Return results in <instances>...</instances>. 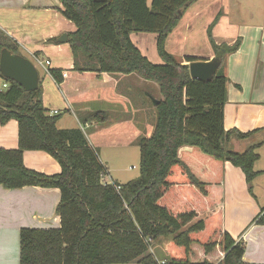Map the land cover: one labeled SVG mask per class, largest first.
Masks as SVG:
<instances>
[{"label": "trees", "instance_id": "16d2710c", "mask_svg": "<svg viewBox=\"0 0 264 264\" xmlns=\"http://www.w3.org/2000/svg\"><path fill=\"white\" fill-rule=\"evenodd\" d=\"M59 1L60 13L76 26L68 38L75 71L137 74L156 83L162 98L155 106L153 134L139 142V177L106 184L108 170L98 151L82 129H58L61 115L48 114L41 83L27 92L0 72L8 84L0 92V124L15 120L19 127L18 148H0V187L61 192L56 209L60 227L21 229L20 264H247L244 243L225 230L224 212L216 209L222 193L212 190L222 186L226 162L242 170L251 195L261 173L255 170L257 146L243 153L228 148L232 139L244 140L254 132L224 127L226 56L239 50L241 40L232 46L215 42L212 30L218 16L208 35L221 66L211 80H195L189 64L201 59L185 56L179 62L166 50V42L198 0ZM133 33L156 34L164 63L150 62L133 44ZM4 49L21 55L18 44L0 29V56ZM50 75L62 82L60 70H50ZM107 119V114L95 112L81 122ZM26 151L49 154L61 173L28 169ZM254 221L264 226V208ZM161 238L168 241L163 258L151 249Z\"/></svg>", "mask_w": 264, "mask_h": 264}, {"label": "crops", "instance_id": "0c3cea01", "mask_svg": "<svg viewBox=\"0 0 264 264\" xmlns=\"http://www.w3.org/2000/svg\"><path fill=\"white\" fill-rule=\"evenodd\" d=\"M239 1L233 4L239 6ZM249 1H251L249 3L251 8L247 17L251 22L244 23L248 18L243 10L240 12L237 8L242 15L240 20L243 21V26H237L230 22L229 15L223 11L220 12L221 14L219 12L213 14L209 20H206L212 8L216 9L221 5L229 8L233 5L228 0H198L186 10L178 26L169 35L166 50L176 59L185 56L201 60L216 58L208 39V28L218 14L220 18L212 30L215 42L218 45L232 46L239 39L241 40L239 50L226 56L225 75L229 82L224 127L226 130L238 129L243 133L254 132L244 140L232 139L228 148L243 153L248 148L257 146L260 158L255 163V170L261 173L253 183V195H251L242 170L226 162L222 186L213 187L212 190L222 193V200L216 208L224 212L225 230L237 242L244 243L246 248L244 262L264 264V226L254 221L260 210L264 208V0ZM258 4L261 14L257 12ZM61 6L59 0H0V29L18 44L22 56L34 64V57L48 60L51 62L49 70H60L62 74H67V77L62 76V82L58 84L50 74L44 71L45 76L43 79L40 77V83L43 88V104L48 114L52 115L51 112L58 111L61 115L58 127L61 126L60 130H70L79 128L82 122L77 119L80 124L73 127V122L68 120V116L63 115L62 112H68L72 110V107L68 98L62 93V86L67 87L66 92L73 98L84 100L93 88L101 89L113 86L114 83L116 87V85L129 84L132 81L143 84L144 79L139 75V78H133L131 76L133 74L122 77L96 73L98 79L102 80L98 84L85 78L89 72L74 74L73 72L76 71L70 45L59 43L58 39L63 34H67L69 38V34L76 31V26L60 13ZM237 16L239 17L240 14ZM184 19L187 22L183 25ZM225 25L228 33L222 36L218 28ZM50 40H56V43H49ZM131 40L150 62L157 65L164 63L158 54L156 34L133 33ZM80 81H85L87 86L83 87ZM2 90L3 88L0 92ZM148 95L153 96L149 92ZM160 96L156 100L161 99ZM88 103L79 107L75 104V106L85 115L86 112H94L88 110L90 109ZM130 103L121 105V107L126 106L120 111L126 116L123 123L126 126L137 125L136 122L143 112L141 109L143 107L132 109ZM145 110L149 112L148 105ZM95 112L104 113L101 110H95ZM105 114L109 120V114L106 112ZM137 116H139L138 119ZM155 117V111H152V125L151 121L149 123L151 135L155 128L153 124H156ZM86 126V130H92V134L100 133L98 122H87ZM18 131V122L15 120H11L6 125L0 124V148L17 149ZM24 164L28 169L46 175H56L62 171L59 163L42 151H26ZM107 170L108 176L104 178L106 182L108 178H111L110 171L108 168ZM202 173H200L201 177H203ZM203 179H206L205 176ZM60 200L61 192L55 188L25 187L9 190L0 187V264H20L21 229L60 227L61 220L56 213ZM167 243L168 241H165V247Z\"/></svg>", "mask_w": 264, "mask_h": 264}, {"label": "rangeland", "instance_id": "374dc122", "mask_svg": "<svg viewBox=\"0 0 264 264\" xmlns=\"http://www.w3.org/2000/svg\"><path fill=\"white\" fill-rule=\"evenodd\" d=\"M228 1L232 4L237 3V0H228ZM239 2H240L239 6L238 5L235 6V4H233L229 8H225V6L223 5L219 6L216 9L212 8L210 13L206 16V20H209L213 14L217 12L221 14L220 12L223 11V13L226 12V14L229 15L230 22L232 24L237 26H243L242 25L243 21L240 20L242 18V15L237 11V8H239L240 12L241 10H243L247 17L249 16L248 11L251 8V6H249V3H251V1L240 0ZM256 8L258 14H261V9L259 4L256 6ZM237 14H240V16L238 17ZM218 15L215 16V18H217ZM247 18L248 20H245L244 23L251 22V20H249V17ZM206 20H204L205 23ZM261 20L262 19H260V21ZM186 22H187L186 19H184L183 25L186 24ZM218 29H219L218 31L219 33L222 32L221 34L222 36L227 35L228 31L226 25L223 27H219ZM208 39H209V35H208ZM202 48L203 46L201 47V49ZM181 59L177 58L179 62L182 61ZM36 68L39 72V76L41 77V79H43V77L45 76L44 70L37 64H36ZM73 73L78 74L80 72L76 71ZM115 75H119L122 77L124 76V74H115ZM131 76H133V78H139L138 75L136 74H133ZM85 78H87L88 80H92L93 83L100 84L102 82L101 79H98L97 74L92 72L91 73L89 72L87 75H85ZM121 80L122 79H120V81ZM4 82H5L4 78L0 76V90L3 88ZM143 82L144 83L141 84L132 81L129 84L122 83L119 86L116 85V87H114L115 85L114 83L113 86H106V87H102L101 89L96 87L91 89L90 95H87V98L84 100H77L76 98H73L68 94V92H66L67 87L62 86V93L68 98L70 105L72 107V110H69L68 112L64 111L62 113L65 117L68 116L67 117L68 120L73 122L72 125L73 127H77L78 124H80L77 121V119L81 121L85 116H89L90 114L95 113V110L104 111V113L106 112L110 116L109 120H107L106 122L99 123L100 133H98L97 135L92 134V130H88V131L86 130L87 139L89 140L90 144L93 145L94 148L98 151L100 159L102 160L104 166H106L110 171L111 178L107 179V182L109 183L118 182L120 184H125L128 183L129 181L138 178L140 175L139 142L143 138H147L151 135L149 123L151 121V125H152V111H155V116H156V110H155V105L153 104V99H156L161 95L159 86L156 83L146 80H144ZM93 83H88V84L91 85ZM80 84L83 87L87 86V83L85 81L84 82L80 81ZM148 92L151 93L153 96H149ZM160 98L162 97L160 96ZM86 103H88L90 107V109L88 108V110L90 111L92 110L94 112H86V114L84 115L81 113L82 111L79 110V108L77 107ZM125 103L127 105L130 103V107H132V109H136L139 106L143 107L141 108L143 110V112L141 113V117L138 119L139 116H137L138 119L136 122L137 125L133 126V124H131L126 126L123 124L126 120V116L125 114L122 115L120 111L121 108L125 109L126 106L121 107V105H124ZM75 104L77 105V107L75 106ZM146 105L149 106L148 113L145 110ZM131 112L132 111H130V113ZM129 116L131 117V115ZM154 123H156V117L154 119ZM81 125L82 124H80L79 128L81 127ZM139 126H142V128L141 127L139 128ZM58 129H61V126H59ZM201 218L202 217H200V219ZM165 241L167 240L161 238L158 241H155L151 247L152 251L157 253L159 258H163L166 255Z\"/></svg>", "mask_w": 264, "mask_h": 264}, {"label": "water", "instance_id": "95a60500", "mask_svg": "<svg viewBox=\"0 0 264 264\" xmlns=\"http://www.w3.org/2000/svg\"><path fill=\"white\" fill-rule=\"evenodd\" d=\"M59 43H68V35L63 34ZM221 66V60L214 58L207 61H196L189 64L192 79L209 81L216 74ZM1 75L21 85L27 92L35 91L39 88L40 76L34 63L22 55L12 54L7 49L2 50L0 56ZM159 101L153 99V104L158 105Z\"/></svg>", "mask_w": 264, "mask_h": 264}, {"label": "built area", "instance_id": "2783aa9c", "mask_svg": "<svg viewBox=\"0 0 264 264\" xmlns=\"http://www.w3.org/2000/svg\"><path fill=\"white\" fill-rule=\"evenodd\" d=\"M34 61H35V64H34L35 66L37 64L46 73L50 74V70H49V67L51 65V62L50 61H48V60H41V59H39L37 57H34ZM62 76H63V78L64 77H67V74L66 73H63ZM7 87H8V84L6 82H4L3 89H6ZM51 114L52 115H57V114H59V112L58 111H53V112H51ZM80 129H82V131L86 133L87 126L86 125H81ZM103 182L106 183V184H112V183L106 182L104 179H103ZM116 188H117L118 191L121 189L120 186H117Z\"/></svg>", "mask_w": 264, "mask_h": 264}]
</instances>
